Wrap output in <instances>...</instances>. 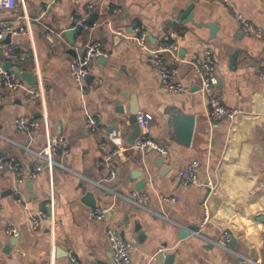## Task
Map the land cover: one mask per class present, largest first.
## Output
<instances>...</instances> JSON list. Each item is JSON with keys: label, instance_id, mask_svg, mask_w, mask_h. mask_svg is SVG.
I'll return each mask as SVG.
<instances>
[{"label": "crops", "instance_id": "1", "mask_svg": "<svg viewBox=\"0 0 264 264\" xmlns=\"http://www.w3.org/2000/svg\"><path fill=\"white\" fill-rule=\"evenodd\" d=\"M17 2L16 10L0 9V19L28 28L6 41L25 53L12 69L34 73L36 84L24 81L42 86L43 94L0 89L7 95L0 102V160L15 156L30 169L34 150L58 134L69 148L55 156L67 168L45 169L34 180L18 182L10 169H0V264H73L72 255L84 264H116L111 226L133 243L131 264H165L161 253L175 255L170 264H244L245 258L264 264V194L252 193L264 178V78L258 75L264 69V0H233L262 37L245 32L223 0ZM75 16H86L91 28L76 30ZM135 21L146 25L151 49L160 41L175 44L177 79L188 91L169 93L161 86L150 53L135 39ZM91 39L100 40L107 54L92 60L83 97L70 67L76 47ZM207 47L221 100L243 110L234 119H210L207 96L188 62ZM136 107L153 115L150 136L167 154L133 147L127 110ZM86 111L101 122L99 132L86 129ZM22 115L39 123L31 135L15 126ZM188 116L194 124L186 144ZM192 162L199 163L198 184L184 185L178 172ZM140 187L150 195L147 207L128 198ZM93 200L96 205H89ZM205 204L213 215L196 232L190 226L200 227ZM98 206L109 208L103 219L90 216ZM39 212L47 218L34 229ZM8 224L17 235L7 232ZM183 229L190 234L181 237ZM223 230L236 239L230 251L214 243Z\"/></svg>", "mask_w": 264, "mask_h": 264}, {"label": "built area", "instance_id": "2", "mask_svg": "<svg viewBox=\"0 0 264 264\" xmlns=\"http://www.w3.org/2000/svg\"><path fill=\"white\" fill-rule=\"evenodd\" d=\"M223 2L229 7L233 16L238 20L240 26L245 32L257 37H262V29L249 20L243 12L238 10L234 5L233 0H223ZM17 4V0H0V9L13 11L16 10ZM93 7V4L89 5V8ZM113 11L117 12L118 9L113 8ZM91 26L92 24L86 16H75L74 28L76 30L88 29L91 28ZM133 29L136 33L135 39L137 40L139 48L150 53L153 67L159 74L161 86L169 93H181L188 91V86L177 79L179 72V58L176 54H173L175 44L167 41H160L154 48L151 49L149 47V35L146 25L135 21L133 23ZM27 33L28 28L25 25H16L13 20L3 18L0 19V89L4 88L8 92H16L24 89L31 91L35 97H41L43 94L42 86L30 88L20 73L13 70L12 66L10 68H6L4 64V60L11 61L13 63L25 59V53L19 54L13 47L7 46L5 41L7 35L10 34L13 36ZM106 54L107 53L104 49L103 43L100 40L91 39L76 47V57L71 63L70 71L76 87L81 92L83 97H85L87 93L86 79L90 74L92 60ZM1 56L4 57L2 58ZM188 62L191 65V69L196 80L201 86V90L207 96L210 119L213 122H218L226 118H236L243 110L237 107L228 106L221 100L219 94L220 79L216 73V63L212 50L207 47L201 54L193 57ZM258 75L259 77L264 78V69L260 70ZM6 98V94L0 95V102L4 101ZM137 119L141 126V134L136 139L133 147L136 150L141 151H144L147 148H152L158 150L163 155L167 154V148L159 144L150 136L153 115L149 112L139 111L137 113ZM15 126L19 131L31 135L38 129L39 123L28 115H22L17 118ZM85 127L89 131L99 132L101 130V122L92 112L86 111ZM68 148L69 140L65 136L59 134L53 135L46 142L43 148L40 150H34L37 160L32 168L26 169L17 157L9 156L0 160V169H10L18 182L34 180L38 177L39 173L45 169L52 174L57 166L67 168L64 164L58 162L55 156L60 152H67ZM40 160H43L44 164L40 163ZM198 171L199 163L192 162L187 167L180 169L178 174L184 185H192L198 184ZM252 193L264 194V178L255 185L252 189ZM128 198L133 203L143 207H147L150 201V195L143 190L132 191ZM204 206V216L200 224V230L206 229L207 224L211 219L208 207L206 204ZM108 211V207H94L90 211V216L93 219H103ZM44 218H47V214L45 212H39L33 215V228L38 229ZM7 232L12 235H17L18 228L12 224H8ZM107 233L109 244L114 251L116 264H131V253L134 249L133 243L127 241L121 232L114 226L109 227ZM232 238L233 235L231 231L223 230L214 243L222 249L230 251ZM71 260L73 264H84L75 255H72ZM250 262L251 260L249 258H245L244 264H250Z\"/></svg>", "mask_w": 264, "mask_h": 264}, {"label": "water", "instance_id": "3", "mask_svg": "<svg viewBox=\"0 0 264 264\" xmlns=\"http://www.w3.org/2000/svg\"><path fill=\"white\" fill-rule=\"evenodd\" d=\"M187 12V11H186ZM191 14V10L189 11V13L187 14V17ZM66 34L69 36L71 42L74 44L75 41H74V30L73 29H68L66 31ZM11 39V35L8 34L7 37H6V40L5 41H9ZM99 58H102V56H99ZM13 65V63L11 61H7L5 63V67L6 68H10L11 66ZM16 72L19 73V68H16L15 69ZM22 77L23 79H25L29 84H36L37 80H36V76L34 73L32 72H23L22 73ZM89 78V76L87 77V79ZM138 108L136 107L134 110H130L128 109L127 110V113H128V120H129V123L132 124L133 128H134V132L132 134V141H135L136 138H138L141 134V126L138 122V119H137V113H138ZM188 120H189V129H188V135H187V142L186 144L189 143L190 141V137H191V134H192V131H193V124H194V118L193 116H188ZM149 149V148H148ZM152 149V148H151ZM142 187H140L139 190H141ZM91 194H88L87 196H90ZM205 202V201H204ZM89 205H92V206H95L96 205V201H91V202H88ZM207 207L209 209V215H210V218L212 217L213 215V210H211L209 204H207ZM264 219V216L263 218ZM190 228L194 229L196 232L200 230V227L199 226H196V225H192L190 226ZM190 234V232L186 229H183L181 231V237H186ZM15 242V241H14ZM235 242H236V239L233 238L232 239V242H231V246H235ZM175 255L172 253V254H165V253H161L158 258L159 260H164L165 261V264H170L173 259H174ZM99 264V263H98ZM101 264V263H100ZM103 264V263H102Z\"/></svg>", "mask_w": 264, "mask_h": 264}]
</instances>
